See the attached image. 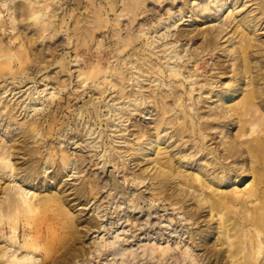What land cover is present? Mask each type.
<instances>
[{"label":"rangeland","instance_id":"1","mask_svg":"<svg viewBox=\"0 0 264 264\" xmlns=\"http://www.w3.org/2000/svg\"><path fill=\"white\" fill-rule=\"evenodd\" d=\"M214 2L0 0V146H12L20 184L35 194L29 212L8 209L7 220L0 214V264H8L1 251L13 227L21 241L30 237L32 264H264V252L232 257L219 233L224 224L254 223L251 236L258 235L254 228L264 232L256 202L249 212L240 203L210 208L249 183L264 194V173L249 169L264 162V95L255 108L242 103L249 109L243 115H214L232 86L264 92V0H229L222 11ZM242 38L250 39L244 64L253 87L236 71ZM173 70L194 72L197 89L205 80L215 83L214 92L199 94L204 114L195 121V134L201 128L210 139L206 157L180 152L185 140L200 145L191 118L161 111L179 99L189 104L192 87ZM225 141L262 146L224 160ZM159 158L165 166L172 159L185 176L159 178ZM216 159L234 170L225 172L230 184L211 183L207 163ZM201 165L212 186L202 191ZM11 184L0 179V204ZM187 246L194 263L183 259Z\"/></svg>","mask_w":264,"mask_h":264},{"label":"bare ground","instance_id":"2","mask_svg":"<svg viewBox=\"0 0 264 264\" xmlns=\"http://www.w3.org/2000/svg\"><path fill=\"white\" fill-rule=\"evenodd\" d=\"M228 4H229V0H215L214 7L220 8V11H222L223 7L227 6ZM0 18H1V14H0ZM240 27H243V25L242 24L238 25V28ZM249 48H250V39L242 38L239 41V45L235 47V51L237 52L239 56L237 58V64L235 66H236V71H238V74L243 73L247 75L246 77L248 81L246 82L245 86L253 87L254 81L251 78L249 67H247L244 64L245 59H246V62L248 63L247 53H248ZM9 59H12L11 55L6 57L5 60H9ZM79 64H80L79 61H77L76 66H78ZM173 71L175 75L182 77L181 85L184 86L185 84H188L192 87L190 89V92L187 93L189 97V104L188 105L183 104V102H181V99H179L175 101L176 110L175 108L170 109L169 107L163 106L161 107V111L163 114L175 111L176 115L182 114L185 117L191 118V132L195 134L197 130L196 122L197 121L200 122V119H196V118L197 117L199 118L202 116V114H204L202 112L203 108L200 105L204 102V99L201 98V95L199 94L205 90L209 92L210 91L214 92L216 89L215 87H213L215 83H212L209 80H205L204 83L200 85L199 89H197L195 86L199 85L200 82L198 83L197 80H195L197 78V75L194 72L189 71L187 75H183L182 71H177V70H173ZM195 92H198L197 99L195 98ZM241 94H243V99L240 102H237V99L239 98ZM235 95L236 97H234ZM263 95H264V92H261V95H258L257 91L255 90V87H253L251 90H248V91L246 90L240 91L238 86L236 87L232 86L230 87L229 91L225 92V94L221 96L220 98L221 104L219 107L215 108L214 115L219 118L223 117L225 119H230L234 115H240V114L243 115L247 113V110H249L246 107V105H250L251 109L255 108L257 106L256 100L263 99ZM242 103H247V104L242 106ZM252 105H255V107L254 106L252 107ZM254 126H256V124ZM199 132H200V136H197L195 134V136L193 137L198 138V140H200V145L194 146L193 141L189 142L185 140V142L183 141L184 143L182 144H185V145L188 144V145L186 146V148H183L182 150H180L181 153L186 152L190 149H195L198 152L197 154L202 153V155H204L203 157H206L209 154L213 153L211 149H209L208 146L204 145L205 141L210 140L208 139V136H206L205 131L199 128ZM182 139H185V137H182ZM159 143L161 144L160 139L157 142V145ZM8 144L9 143L6 144L5 142L2 146H0V179L3 180L9 177L12 183L7 188H3V191H2L5 194L4 201L0 204V214L3 216L2 218L3 220L6 218L8 219V217H6L7 214H5V211H7L8 209H10L9 210L10 212L12 210L13 211L15 210L16 212L19 211L18 213L20 214L22 210L25 212H29L31 204L33 205L32 198L35 195L32 193L33 196L30 197L31 191L25 187L26 185L24 186L20 184L21 178L19 179V177L16 175L17 172L15 168V163H12V159H11V156L13 154L12 146ZM224 144L227 145L226 147L227 153H225L222 156L224 157V160L233 158L235 156L236 157L241 156L244 152L247 153L248 155H251L255 153L256 149L262 146V143H258V144H253V145L244 147L243 146L244 144L238 143V141H234V142L225 141ZM148 145H151V143H148ZM156 164L158 165L157 176L159 178L177 177L178 175L182 177L185 176L180 170L177 171V169L174 168L172 159L168 161V164H169L168 166H165L166 163L165 165H163L160 158L157 160ZM207 164L213 165L211 174H214V176L212 179H210L211 183L215 185H219V186L231 183L232 177L230 178V175L228 177L226 174H227V170L229 171H234V170L231 169V167H228V164H226L225 161L223 160L218 161V159H216L215 161L211 163H207ZM168 167L169 169L166 171V168ZM246 168H248V165H244V171L247 170ZM249 169L252 170L253 172H255L257 169H261V171L264 173V162L261 166H258V167L249 166ZM6 170H9L8 173ZM216 171H219L220 173L222 172L224 175L219 176L218 173H215ZM206 172H207V175L210 174L209 170L205 169V167L201 165L198 169V175H196V182L200 184L201 191H202V188H204V185L205 187L206 186H208L209 188L212 187L211 184L210 186L207 185L206 180L203 178L206 176L205 174ZM27 175L30 178V172ZM215 180H218L219 183L214 182ZM263 181L264 180H262V182ZM236 183H237V180H235V184ZM250 184L251 183L247 184L246 187L242 189L244 191V189L249 187V191L247 193H244L242 190H240L241 192L231 191L230 193H225L222 196H220L219 199H216L213 202H211L210 204L211 212L214 213L215 210H218L226 206H230L234 203H240L243 209L246 212H249L250 210H252L251 203L256 202V207L261 208L263 210L262 218L264 219V194H262L259 190L250 186ZM187 186L190 190H193V193H197V188L194 184L187 183ZM235 188H237V186ZM201 196L203 198L199 199L198 201L201 204H205L207 202V198L202 194ZM4 214H5V218H4ZM10 218L11 220L12 218L14 219L16 218V220H18L17 217H14V216ZM0 220H1V217H0ZM1 223H4V222H1ZM15 223L16 222H14V224ZM252 226L257 227V224L254 223L252 224ZM252 226H246L244 224L242 226H239L240 228L237 229L235 226H234L235 228L234 227L229 228L227 224H224L222 229L219 231V233H224V236L226 237V242L229 246L230 252L232 253L231 254L232 257H236L238 252L239 253L245 252V257L252 254V252L255 255L261 254L264 252V232H261L258 228L257 230L254 228V231L255 232L257 231L258 235L251 236L252 233H248V232L252 229L251 228ZM244 227L246 228L244 229ZM13 229H14L13 230L14 235L10 237H6V238H9V240L11 241V244L9 246L7 245L2 248V251H1L3 254L2 256L4 258L5 257L7 258L8 264H32V261L34 260V256L30 252V237L27 240L26 238H24L21 241L20 235H19L20 232L18 231L19 228L17 229L16 227H13ZM233 229H235L236 231L235 234H239V236H236L235 234L231 233ZM233 235L236 236L235 237L236 240L232 237ZM2 237L5 238V235H2ZM245 238H248V239H245ZM13 247L15 248V250H12ZM182 256L185 261L188 260L190 263H194L197 259L194 254V250H192L189 246H187L182 251ZM238 264H246V263L244 261H241Z\"/></svg>","mask_w":264,"mask_h":264}]
</instances>
